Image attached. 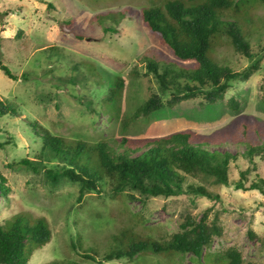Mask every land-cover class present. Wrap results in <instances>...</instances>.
<instances>
[{
	"label": "rangeland",
	"instance_id": "rangeland-1",
	"mask_svg": "<svg viewBox=\"0 0 264 264\" xmlns=\"http://www.w3.org/2000/svg\"><path fill=\"white\" fill-rule=\"evenodd\" d=\"M162 1L0 0V61L16 77L10 79L0 70V100L14 110L0 116V175L9 188L8 197L0 194V222L25 213L43 217L51 233L47 243L34 249L28 264L90 262L81 257L82 252L99 259L117 245L115 236L126 227L131 228L135 239L148 236L165 241L179 230L185 215L197 219L204 210L207 220L217 215L221 228L205 249L206 254L217 256L234 247L244 264H264V195L232 185L239 171L246 168L251 170L246 173L245 185L256 179L255 174L264 182V152L253 155L251 161L242 155L248 140L252 144L264 141V106L260 103L264 4L251 11V24L246 26L250 52L260 56L258 69L246 80L233 81L224 93V99L232 96L238 102L236 111L227 109L224 100L209 105L196 96L134 119L133 114L149 95L159 94L163 102L169 96L161 93L142 59L144 55L173 61L170 51L141 21L142 8ZM73 33L81 34L80 38ZM218 39L211 52L214 62L233 70L249 64L250 60L225 37ZM179 65L191 67L192 63ZM114 75L122 78L123 88L118 106L114 103L106 108L100 100ZM83 79L85 82L80 81ZM124 117L129 126L120 131ZM31 123L68 143L75 139L111 140L120 135L150 137L186 128L193 134L192 141H206L208 150L228 151L236 157L229 162L226 185L197 177H187L182 183L184 187L190 179L200 180L209 192L218 195L217 199L181 193L151 196L143 202L139 198L124 200L116 194L112 197L111 184L106 182L100 184V192L88 190L77 201V183L61 179L51 185L41 173L17 163L23 157L35 159L40 148V138L32 132ZM241 125L246 131L244 141L238 142ZM134 214L142 215L144 226L132 219ZM103 264L205 263L190 253L139 252L132 258H112Z\"/></svg>",
	"mask_w": 264,
	"mask_h": 264
},
{
	"label": "trees",
	"instance_id": "trees-1",
	"mask_svg": "<svg viewBox=\"0 0 264 264\" xmlns=\"http://www.w3.org/2000/svg\"><path fill=\"white\" fill-rule=\"evenodd\" d=\"M262 4L264 0H163L158 5L142 8L141 21L170 51L173 61L165 62L142 55L146 72H151L155 77L161 93L169 96L163 102L159 94L149 95L133 114V118L155 112L162 106L170 108L181 100L196 96L203 98L209 105L224 100L227 109L236 111L239 108L238 102L232 96L224 99V93L233 81L246 80L258 69L260 56L250 52L246 26L251 24L248 21L251 11ZM255 31L259 33L260 25ZM73 34L80 38L81 34ZM222 36L236 51L250 60L248 65L241 70H233L211 59L212 49L219 44L218 37ZM180 62H189L192 66L183 67L179 65ZM0 70L8 78L16 79L1 61ZM111 79L110 88L100 100L106 108L114 103L118 106L116 104L123 88L121 77L114 75ZM80 81L85 82L84 79ZM260 91V103L264 106V81L260 84ZM8 112L13 113V108L0 100V116ZM128 126V119L124 117L120 131ZM240 127L236 139L238 142L244 141L246 131L244 125ZM31 129L39 136L41 143L36 158L23 157L17 163L35 173H41L51 185H56L61 179L77 183V201L88 190L100 192V184L106 182L111 184L112 197L116 194L124 200L126 197L139 198L143 202L151 196L169 197L181 193L217 199L218 195L209 192L200 182L226 185L229 162L236 157V154L228 151L208 150L206 141H192L190 136L193 134L186 128L150 137L130 138L120 135L111 140L100 138L89 142L75 139L72 143L63 142L61 136L35 123H31ZM248 142H243L246 149L242 155L251 161L253 155L264 152V141L261 144ZM143 146H146L145 149L139 150ZM249 170L246 168L239 171L233 187L255 189L264 195V182L257 174L255 180L244 184ZM187 177H197L201 181L190 179L183 187L182 183ZM8 191L0 175V194L8 197ZM133 216L136 223L145 225L141 214ZM184 217L178 225L179 230L168 240L158 241L148 236L135 239L130 234L131 228L126 227L118 231L115 236L117 245L104 256L95 259L92 254L82 252L81 257L90 261L85 264H103V261L112 258H132L139 252L165 255L190 253L200 257L205 264H214L216 260H220V264H244L240 252L234 247H227L217 256L205 253L212 237L221 232L217 215L207 220L204 210L197 219L188 215ZM50 234V228L43 217H32L25 213L10 216L0 222V264H28L34 249L47 243ZM124 238L125 244L122 243ZM48 264L80 262L50 261Z\"/></svg>",
	"mask_w": 264,
	"mask_h": 264
}]
</instances>
